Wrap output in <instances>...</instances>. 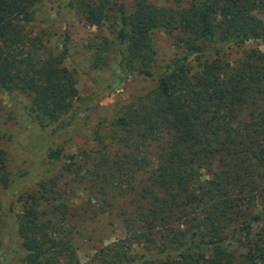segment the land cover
<instances>
[{
    "label": "trees",
    "instance_id": "16d2710c",
    "mask_svg": "<svg viewBox=\"0 0 264 264\" xmlns=\"http://www.w3.org/2000/svg\"><path fill=\"white\" fill-rule=\"evenodd\" d=\"M40 1L0 0V87L26 96L37 123L54 124L78 89L65 49H47L27 28ZM173 1L133 0L129 8L125 0L68 2L89 25L108 24L112 38L99 35L90 44L95 68L113 55L123 74L153 76L157 30L175 32L180 51L156 86L113 118L128 149L120 168L144 166L153 152L149 187L161 190L160 225L155 230L150 224L158 215L146 214L142 230L100 248L94 264H264V49H244L233 61L224 51L264 43V22L255 13L264 0ZM7 163L0 146V194L9 184ZM35 195L26 194L17 220L24 264H77L59 226L39 219ZM142 241L134 257L130 246ZM232 243L245 251L229 249Z\"/></svg>",
    "mask_w": 264,
    "mask_h": 264
},
{
    "label": "rangeland",
    "instance_id": "374dc122",
    "mask_svg": "<svg viewBox=\"0 0 264 264\" xmlns=\"http://www.w3.org/2000/svg\"><path fill=\"white\" fill-rule=\"evenodd\" d=\"M148 1L174 5L173 0ZM68 2L41 0L27 28L42 36L47 49H65L64 64L74 72L78 89V99L70 110L57 123L40 124L29 112L26 96L0 87V146L6 152L10 174L9 184L0 194V264H24L25 251L16 227L22 201L30 193L36 194L39 219L59 226L77 264H94L96 251L117 244L132 230L139 231L147 224L146 214L149 218L158 215L150 224L155 230L160 225L157 204L161 190L149 187L156 167L153 152L144 166L120 168L117 162L128 149L119 139L121 131L114 127L113 118L122 104L156 86L166 64L180 55L177 36L166 30L154 32L151 77L123 74L113 55L108 63L95 68L90 44L99 35L112 38L108 24L99 29L89 25ZM132 2L125 0L128 8ZM255 13L264 22V10ZM254 47L264 49V43L253 40L224 51L233 61L244 49ZM144 154L142 147L138 156ZM208 168L214 171L216 164ZM205 175L211 176L209 172ZM144 248V241L134 243L130 253L136 257ZM228 248L245 251L233 243Z\"/></svg>",
    "mask_w": 264,
    "mask_h": 264
}]
</instances>
